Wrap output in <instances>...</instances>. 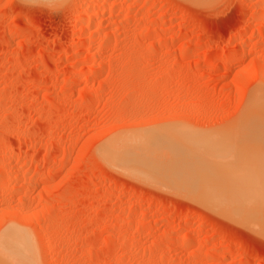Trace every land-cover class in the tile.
Returning a JSON list of instances; mask_svg holds the SVG:
<instances>
[{"label": "rangeland", "instance_id": "1", "mask_svg": "<svg viewBox=\"0 0 264 264\" xmlns=\"http://www.w3.org/2000/svg\"><path fill=\"white\" fill-rule=\"evenodd\" d=\"M90 1L0 0V237L28 233L35 264H264L258 212L207 205L174 179L189 168L164 169L187 149L155 161L150 146L182 132L173 140L231 145L194 153L215 171L245 160L244 114L264 101V0H98L75 19ZM110 142L134 145L117 155L141 168L154 158L157 176L108 165ZM193 163L197 179L211 168Z\"/></svg>", "mask_w": 264, "mask_h": 264}, {"label": "bare ground", "instance_id": "2", "mask_svg": "<svg viewBox=\"0 0 264 264\" xmlns=\"http://www.w3.org/2000/svg\"><path fill=\"white\" fill-rule=\"evenodd\" d=\"M37 1V0H36ZM42 1V0H41ZM50 1V0H49ZM102 1V0H101ZM52 2V1H51ZM54 2V1H53ZM103 2V1H102ZM102 2H100V1H98V0H91L89 3H87L88 5H87V7H85V9H84V11L82 12V13H78V14H76V16H74L75 17V19H81V18H83V17H85L86 16V14L90 11V9H92V8H94V7H97L98 5H100ZM104 3V2H103ZM113 4V3H112ZM104 7V6H103ZM114 7H115V4H114ZM114 7H113V9H114ZM106 9V8H105ZM112 9V8H111ZM111 9H110V11H111ZM105 12V11H104ZM108 13V12H107ZM102 16V15H101ZM80 21V20H79ZM94 22V21H93ZM96 22V21H95ZM94 24V23H93ZM225 55H228L227 53H225V51H224V53H221V54H219V56H224L225 57ZM243 56V54L240 56V57H242ZM93 58H94V55H93ZM93 58H91V59H93ZM239 58V57H238ZM94 60V59H93ZM96 68H98V67H96ZM94 70H95V68H94ZM98 69H96L95 71H93L94 73L97 71ZM93 72H90L91 74L93 73ZM90 74V75H91ZM93 75V74H92ZM259 99H261V98H259ZM262 99H264V98H262ZM254 102V101H253ZM261 102V101H260ZM263 104H261V103H259V100L257 99V100H255V102H254V105H253V107L252 108H250V110L248 111V113H246V114H244V119H247L246 121H244L243 123H242V125H241V132L243 133V134H247V136H245V137H248V136H250L251 138V140H246V141H243V143H245L246 145H249L248 147H249V149H251V147H253L252 148V150H250V151H248V152H246V153H244V161H240V163H239V167L238 166H235V167H238V168H232V169H230V168H227V169H223V170H221V171H215V170H213V167H215V166H212V164L214 163H211L212 161H207V162H205V161H199V163L195 160L196 159V157H195V152H197L198 154H204L205 155V153L203 152L204 151V149H209V150H205L206 152H212V150H218V151H220V150H224V153L228 150V149H230L231 148V145H229L228 143H227V141H223V140H221L219 143L217 142V141H209V140H207V138L205 137V138H203L204 140H201V139H198V138H196V139H194V140H188L187 142L185 141V140H176V139H180V138H182L183 137V134H186V133H182V132H177V134H176V132H174L175 133V136H174V133H172V135H173V137H176V139H174L173 140V138H172V135L171 134H169L170 133V131H167L166 133L167 134H164V132H161V133H163L165 136H167L166 138H170L171 139V141H170V139H168V140H166V138H165V136H163V138H165V141H164V139L163 138H160L159 137V135H158V137L159 138H157V135L155 136L156 138H157V140H155L156 142H158V139L160 140L159 142L160 143H162V145L160 144V143H154V144H160V146H162L161 148H157V146L156 147H154V146H152L153 145V142L150 144V146L151 147H153V148H155V149H158V150H156V153L155 152H153L154 151V149L151 151V149L152 148H149V151L148 150H146V153H147V151H148V155H146L144 152H145V148H144V150H141L142 152H140V151H138V150H140L141 149V145H140V147H137L138 148V150H136V152H139V153H136V156L137 155H139L140 156V153H141V157H142V155H144L145 154V157L147 158V160H148V157H150L151 155H150V152H151V154H152V152H153V155L151 156V158H149V159H152V157H154V153L155 154H157L158 152H160V150L159 149H161V151H162V148H163V150L164 149H166L167 147L169 148V149H171L173 146H175L174 148H172L171 150L172 151H170V153H172L173 152V154L175 155V156H177V154L179 153V151H184L185 149H187V150H185V153H181L182 155H180V153L178 154V158H176V157H173V155L171 156V161H169V165H165L164 166V169H168L169 167H171L170 168V170L172 169V167L175 165V164H172L171 166H170V162L172 163H174V158H175V162L176 163H178L177 164V167L179 168V166H180V170L179 171H177V169L175 170V169H173V172H174V170L178 173H180V171L182 170V168H189L188 170L187 169H185V170H187L186 172L183 170L182 172H185V174H186V176L187 175H190V170H192L193 172H194V174H195V168L194 167H192L193 165L192 164H194L193 162L195 161L196 162V164H197V167L196 168H201V167H206L207 165H210L209 163H211V168L210 167H206L207 169H209L208 171L209 172H207V170H206V168H201L200 170H198V169H196V171L198 172V171H200V172H198V174L199 175H202V177H198V179H197V174L196 175H190V178H191V176L195 179V181L193 180H191L190 178L188 179L187 177H189V176H187L186 178H184L185 177V174H183V179H179V178H182V176H181V174H175V175H177V176H179V178L177 177V178H174V179H177V181L180 183V180H181V182H182V180H183V182L182 183H180V186L181 185H183L184 183L186 184V182H188V180H189V182L190 183H187L188 185L190 184V188H189V190H190V192H194V191H196V192H201L202 190H201V188L203 189V191L201 192V193H199L198 195H199V197H200V199L202 198V200H203V202L204 203H208L207 205H210V204H212V206L214 205V208H215V206L217 205V206H219L218 208L220 209V211H221V208H222V210H223V207L224 208H229L228 209V214H231V212H233L232 213V215H235V213H237V215H240V220H241V215L243 216L244 214H247L246 216L244 215L243 217H242V220H243V218H247V217H251V215H250V213L249 212H252V213H256V212H258V213H254L255 214V216H252V217H254V218H257V219H259L260 218V221L261 220H264V101L262 102ZM164 131V130H163ZM159 132V131H158ZM169 132V133H168ZM153 133V132H152ZM155 133V132H154ZM180 133H182V135L180 134ZM155 134H157V132L155 133ZM160 134V133H159ZM188 134H190V133H188ZM255 136L254 137V139L252 138L253 137V135ZM146 135V134H145ZM168 135H171L170 137H168ZM177 135V136H176ZM181 135V136H180ZM148 135H146L144 138H146ZM151 138H150V137ZM147 138H150V139H152L153 138V140H146L147 141V144L145 145V147L146 146H149V144L148 143H150V141H154V135H153V137H152V135H149ZM184 136H186V135H184ZM191 137V136H190ZM127 138V137H126ZM142 138V137H141ZM141 138H140V140H141ZM144 138H142V140H143V143H144ZM192 138V137H191ZM163 139V142H161V140ZM193 139V138H192ZM120 140H121V138H120ZM173 140V141H172ZM112 141H114V140H112ZM131 142H133V140H130ZM146 141H145V143H146ZM154 141V142H155ZM167 141H169V142H167ZM175 141H178L176 144L177 145H175L173 142H175ZM118 142V141H117ZM121 142V141H120ZM119 142V143H120ZM123 142V141H122ZM128 142V141H127ZM135 142H136V140H135ZM139 142V141H138ZM164 142L166 143V145H167V143H168V145L166 146V145H164ZM170 142H171V144H170ZM217 142V143H216ZM111 143V142H110ZM112 143H114V142H112ZM111 143V145H109L108 144V147L106 146V149L104 148V149H102V151H101V155H102V153H103V158H105L106 160H108V161H106V162H109V164L108 165H110V163L111 164H118L119 165V167H127V170H129V168L130 169H132V168H134V166L135 167H137V166H140V167H137L138 169H139V176H143V174L144 173H142V171L140 170V168H141V164H138L137 163V160H135V159H133V158H131V157H129L131 154H128V156H126V155H123L122 157H124V158H122L121 156V158H119V155H117V154H120V155H122V154H127V153H131V152H133L132 150H133V146H132V148H131V144H130V142H129V144H130V148L132 149H130L129 148V150H127V149H125V151L127 150L128 152L127 153H122L121 151H119L118 149V151L120 152V153H118L116 150H114V144H112ZM116 143V142H115ZM119 143H117V146L119 145ZM134 143V142H133ZM144 143V144H145ZM178 143L179 144H181V145H178ZM140 144V143H139ZM144 144H142L143 146H144ZM169 144H170V146H169ZM173 144V145H172ZM187 144V145H186ZM171 145H172V147H171ZM183 145H186V146H184V148L182 147ZM136 146V145H135ZM138 146V145H137ZM159 146V147H160ZM165 148H164V147ZM177 146V147H176ZM178 146H181L180 147V150H179V147ZM251 146V147H250ZM120 147V146H119ZM127 147H129L128 145H127ZM143 148V147H142ZM182 148V149H181ZM190 150H189V149ZM116 149V148H115ZM123 150V148H120V150ZM146 149H148V148H146ZM168 149V150H169ZM176 149H178L179 151H178V153L177 152H174L173 150H175V151H177ZM106 150V152H104ZM193 150H194V152H193ZM198 150L201 152H198ZM116 151V152H115ZM158 151V152H157ZM182 151V152H183ZM188 151H190V152H188ZM230 151V152H229ZM228 152L230 153V155H231V149L229 150ZM114 152L116 153V155H117V157L114 155ZM211 152L209 153V154H211ZM216 152V151H215ZM214 152V154H218V153H215ZM105 153L107 154V158H106V155H105ZM165 153V152H164ZM177 153V154H176ZM190 153V154H189ZM195 153V154H194ZM227 153V152H226ZM232 153H235V152H233L232 151ZM133 154L134 153H132V155L131 156H133ZM161 152L160 153H158V155L156 156V158L158 157L159 158V156H160V158L162 157L161 156ZM192 154V159L190 160V155ZM213 154V155H214ZM228 154V153H227ZM109 155V156H108ZM202 156V157H204L205 158V156ZM206 155H207V153H206ZM223 154H221V155H219V156H222ZM229 155V154H228ZM227 155V156H228ZM237 155V156H236ZM234 154L232 157H233V159L234 158H237L238 156H239V154L237 153V154ZM148 156V157H147ZM226 156V155H225ZM134 158H135V155L133 156ZM138 157V156H137ZM141 157H140V159H141ZM173 157V158H172ZM194 157H195V159H194ZM201 157V156H200ZM208 157H209V155H208ZM210 157H211V155H210ZM217 157H218V155H217ZM216 156H214V158H217ZM139 158V157H138ZM143 158H144V156H143ZM155 158V159H156ZM158 158L155 160V161H159L160 160V158H159V160H158ZM198 158V157H197ZM240 158V157H239ZM121 159H123V160H121ZM139 159V160H140ZM162 159V158H161ZM176 159H178V161L176 160ZM194 159V160H193ZM205 159H207V158H205ZM229 159V158H228ZM231 159V158H230ZM229 159V160H230ZM232 159V160H233ZM104 160V159H103ZM147 160H145L144 159V163H146V161ZM207 160H209V159H207ZM218 160H219V158H218ZM228 160V161H229ZM141 161V160H140ZM152 161H154V158H153V160ZM152 161H148L149 163H151ZM189 161H191V162H189ZM193 161V162H192ZM216 161V160H215ZM227 161V162H228ZM231 161V160H230ZM147 162V163H148ZM201 162H203L204 164H202ZM226 161H224V163H227ZM147 163H146V166H148V167H144L145 166V164H143L142 163V165H143V167L141 168V169H143V172H145V171H151V173L150 174H153L152 176L153 177H156L154 174H157L158 173V171H160V170H158L159 169V167L158 166H156V164L153 162L152 164H155V165H153V166H155V167H157L158 169H156V168H153V166H152V164H149V165H147ZM157 163V162H156ZM162 163V162H161ZM161 163H158V165H160ZM234 163V162H233ZM202 164V165H201ZM235 164V163H234ZM233 164V165H234ZM238 163H236V165H237ZM120 165H122V166H120ZM204 165H206V166H204ZM213 165H215V164H213ZM149 166H150V168H149ZM152 166V167H151ZM166 166H169V167H166ZM113 167V166H112ZM175 167V166H174ZM173 167V168H174ZM216 167H219V164L216 166ZM215 167V168H216ZM227 167V166H226ZM229 167V166H228ZM136 168V169H137ZM144 168L146 169L145 171H144ZM160 168H162V166H160ZM191 168H193V169H191ZM214 168V169H215ZM126 169V168H125ZM150 169V170H149ZM153 169V170H152ZM156 169V170H155ZM166 169V170H167ZM202 169H203V171H202ZM218 169V168H217ZM133 170V169H132ZM158 170V171H157ZM163 170V169H162ZM130 171V170H129ZM154 171H155V173H154ZM157 171V172H156ZM168 171V173L170 172L169 171V169L167 170ZM191 171V172H192ZM136 173L135 171H132V173ZM147 172H145V173H147ZM171 172H172V170H171ZM173 172H172V175H170V176H174V174H173ZM164 173H166V171L164 172ZM189 173V174H188ZM202 173V174H201ZM207 173L209 174L208 176H207ZM137 174V173H136ZM160 174H161V172H160ZM205 174V176L203 177V175ZM138 175V174H137ZM159 175V174H158ZM149 176V174H145V178H147V177ZM151 176V175H150ZM148 177L147 179H151V177ZM181 176V177H180ZM195 176V177H194ZM144 177V176H143ZM142 177V178H143ZM160 178V177H159ZM169 178V177H168ZM171 178V177H170ZM173 178V177H172ZM187 179V181L185 182V180ZM155 181H156V179H155ZM194 182L195 184L193 185V187L195 186V185H197L198 184V187H200V189H198V190H195L196 188H197V186H196V188L194 189L193 187H192V182ZM162 182V181H161ZM164 182V181H163ZM178 182H176V183H178ZM166 183V182H165ZM178 183V184H179ZM170 184V183H169ZM187 184H186V186H187ZM179 186V185H178ZM185 187V186H184ZM184 187H180L181 189L182 188H184ZM188 187V186H187ZM174 188H175V186H174ZM179 188V189H180ZM194 189V190H193ZM185 191V190H184ZM186 191H187V189H186ZM178 192H180V191H178ZM195 192V193H196ZM204 192V193H203ZM176 193H177V191H176ZM182 193V192H181ZM200 194H204V195H200ZM198 195H196V197H198ZM187 196V195H186ZM198 197V198H199ZM218 209V210H219ZM225 210V209H224ZM231 212H230V211ZM235 212V213H234ZM244 213V214H243ZM251 213V214H252ZM260 213H261V215H260ZM257 215V216H256ZM237 217H239V216H237ZM251 217V218H252ZM241 220V221H242ZM256 220V219H255ZM255 220H253V221H255ZM248 223V222H247ZM250 223V222H249ZM263 223V222H262ZM254 224H256V223H254ZM251 225V224H250ZM260 226V225H259ZM260 230H263V229H261L260 228ZM6 231V230H5ZM4 233V232H3ZM263 233V232H262ZM190 235V234H189ZM191 236V235H190ZM35 248H34V243L31 241V238H30V235L28 234V233H26L24 230H21V229H19V228H10V229H7V231L3 234V235H1V237H0V264H35Z\"/></svg>", "mask_w": 264, "mask_h": 264}]
</instances>
